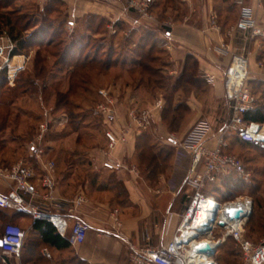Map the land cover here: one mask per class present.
I'll use <instances>...</instances> for the list:
<instances>
[{
    "label": "crops",
    "instance_id": "1",
    "mask_svg": "<svg viewBox=\"0 0 264 264\" xmlns=\"http://www.w3.org/2000/svg\"><path fill=\"white\" fill-rule=\"evenodd\" d=\"M56 1L62 9L52 14L51 18L55 20L53 26L63 27L65 35L69 34L67 29L70 28L73 31V34H69L71 37L92 35L94 39L104 42L106 35L100 31L105 30L107 35L113 38L114 47L119 49L121 40L125 41L126 45L127 39L131 38L127 46L130 48L133 40L139 39L145 30H149L154 34L157 44L163 48V53L157 55L160 61L158 69L172 81L183 75L188 58L196 62L197 72L193 77L204 83L201 87L187 85L186 90L176 92L177 100L183 98L181 102L189 110L182 121V125H186L182 136L199 119L208 120L215 131L230 119L222 79L233 55L242 54L248 43L241 29H236L232 35L230 32L236 28L240 17V1L256 9L255 0H151L153 11L159 20L145 24L134 12L127 10L124 0ZM17 2L23 8L34 7L42 13L50 0ZM256 12L258 18L264 21V11ZM213 15L217 16L219 30L211 27L210 19ZM93 16L102 20L100 25L88 22L89 17ZM165 19L173 22V28L160 23ZM90 25L93 26L94 32ZM112 28H115V33L110 32ZM220 46H227L228 51H216ZM248 46L252 73L250 80L264 81L256 67L259 54H264V41L250 42ZM31 62L32 55L18 54L12 58L10 67L18 74L26 71ZM72 70L73 68L59 72L66 73L69 77ZM117 71L127 76L132 73L124 64H118L107 70V76H101L100 73L97 76V73L96 77H108ZM206 75L216 77L215 85L205 81ZM92 87L98 88L94 85ZM157 90L159 93L165 91ZM102 91L106 92L101 88L98 90L100 95ZM127 91V103L125 104L123 99L117 105L119 119L111 125L115 131H128L126 144L118 145L113 151H109L105 137L107 126L102 123L96 134L70 135L68 138H76V148L59 150L56 144L60 139L57 138L52 139L45 152L44 159L56 163L55 197L70 202L68 208L73 210L72 214L84 220L90 227L85 243L77 248L52 246L42 240L31 218L20 217L17 218V224L26 230L23 255L21 259H8L6 264H132L131 255L134 249L147 246L159 248L172 241L187 209L188 196L192 192L184 182L190 160L184 152L176 149L168 164L163 165L162 159H159L161 167L154 175L151 173L153 168L140 167V137L148 135L150 142L156 147L155 153H159L160 148L169 146L170 131L163 121V110H155L153 97L149 98L144 86L134 87L131 84ZM181 94L184 97H181ZM255 96L257 103L262 102L259 95ZM143 103L151 111L153 118L146 127L141 128L136 120L129 117V112ZM90 131L96 130L93 127ZM176 135L180 138V131ZM228 140L231 145L233 137ZM87 141L93 144L89 146ZM32 158L37 165L36 169L41 171L37 159ZM65 159L71 160V163H67ZM112 176L126 190L124 197H121L115 188H105ZM5 188L0 181V189ZM79 196H83L85 202L73 204L71 201H75ZM116 217L121 227H118ZM43 250H47L51 258L45 257Z\"/></svg>",
    "mask_w": 264,
    "mask_h": 264
},
{
    "label": "built area",
    "instance_id": "2",
    "mask_svg": "<svg viewBox=\"0 0 264 264\" xmlns=\"http://www.w3.org/2000/svg\"><path fill=\"white\" fill-rule=\"evenodd\" d=\"M255 1L256 9L240 1V17L236 28L231 29L230 32L232 35L236 29H241L248 41L242 54L233 55L222 79L230 119L217 131L208 120L203 119L195 123L183 138L173 135L168 140L169 145L184 152L190 160L184 182L192 192L188 196L189 204L180 227L172 241L165 246L134 249L131 255L132 264H218L214 259L215 256L211 257L195 249L199 244L207 242L218 250L228 238L235 240L241 256V264H264V236L257 241L247 236V224L254 210V201L248 197L220 201L204 193L207 184L215 182L221 176L229 173L247 175L244 161L227 151L230 147L228 140L230 135H236L243 142L264 146V123L246 120V114L254 110L257 105L256 96L248 84L252 76L248 45L250 42L264 39V21L258 18L256 12L264 11V0ZM125 3L128 9L140 14L142 18L155 20L150 12L151 0H125ZM217 21V16L213 15L210 19L212 29H220ZM165 26L173 28L174 24L169 20ZM227 49V46H220L216 48V51L224 53L228 51ZM256 67L260 76L264 78V60L257 61ZM9 74L11 77L12 73ZM205 80L212 85L216 83V77L213 75H206ZM101 94L105 102L96 107V112L102 116L107 126L105 137L108 141V150L113 151L118 145L127 143L128 131L126 129L115 131L111 127L119 119L117 105L113 99L109 98L107 92L102 91ZM162 105L163 100H159L156 108L159 109ZM54 111V108L45 109L42 121L37 128L38 136L29 145V150L39 162L41 171L38 172L26 166L22 161L11 166H0V181L6 187L4 190L0 189V209L30 216L34 223L45 221L52 224L57 233L65 238L72 248H77L87 240L90 227L84 220L72 214L73 210L68 208L70 202L55 197L56 164L52 160L44 159L46 151L43 148V142L55 122ZM146 114L149 115L148 112ZM129 117L136 120L141 128L148 125V116L139 117L134 109L130 110ZM71 202L78 205L85 202V198L79 196ZM229 208H241L246 216L231 219L227 213ZM201 212H213L215 220L208 227L204 226L208 230L200 232L197 238L194 237L193 241L187 243L185 237L188 231L194 230L195 222L200 221ZM220 222H224L225 225L221 227ZM116 223L118 227H121L117 217ZM216 230L223 233V236L214 238L212 234ZM25 237L26 230L20 225L6 224L0 235V262L6 264L8 259H21ZM43 254L51 258L47 250H43ZM194 259L198 263L193 261Z\"/></svg>",
    "mask_w": 264,
    "mask_h": 264
},
{
    "label": "rangeland",
    "instance_id": "3",
    "mask_svg": "<svg viewBox=\"0 0 264 264\" xmlns=\"http://www.w3.org/2000/svg\"><path fill=\"white\" fill-rule=\"evenodd\" d=\"M124 4L128 11H132L128 9L125 0H124ZM56 8L58 11L62 9L61 5L59 4H57ZM8 11H17L16 13L28 15V17L33 18L34 21L40 20L41 17H43L44 15L43 13L44 11L41 13L37 11L36 8L30 6L29 8L28 7L23 8L21 7V4H19L18 2H16L15 4L13 3L12 8ZM150 12L151 15L155 18V20L153 21L146 20L142 18L140 14L136 12L134 13L140 20L144 22V24L148 22L156 23L159 20V18L154 13L153 6H151L150 8ZM11 17L15 21L18 19L17 14H15V16L12 15ZM51 19H52L51 21L54 23L55 20H53V18ZM56 21H60V20H56ZM167 21L169 20L165 19L160 23L164 24L165 26V23ZM99 23H101V20L97 19L95 24H99ZM33 31L36 30H34L33 28L23 33V37H27L26 35H30L31 33H33ZM67 31L69 34H73L72 29L68 28ZM110 32L115 33L116 32L115 28H112ZM100 33L106 35L105 36L106 40L104 39L105 40L104 42H101L100 39H98L96 42L93 41L91 47L95 44L97 46L103 43V47L101 49L102 51H100V55H103L104 59L106 58L107 55H110L112 52L114 54L113 55L114 58L117 55H123V57L128 55V50L130 48H127V46L124 45V43H126L125 41L121 40L122 44L120 46L122 48L120 47L118 49L114 47L113 38L108 36L105 30H101ZM69 34L59 35L57 37V40L50 47H41L40 49H38L37 47H33L25 51V53H23L25 56L32 55V62L30 63L29 68H27L26 71H22L21 74L20 73L16 74L15 70L13 69L11 70L12 71L11 72L9 67V64L13 58L10 57V52L16 47V43H14L11 40V38L8 36L7 33L4 32L2 35H0V75L5 72L8 78L7 85L3 88H0V162H4V166L5 165L11 166L21 161L26 163L27 161L30 160L31 162L32 153L29 150V145L38 136L37 128L39 123L42 121L43 114L45 113L46 108L47 109L54 108L55 111L53 112V118L55 119V122L52 125L47 138L43 142L44 150L46 151V149L50 147L52 143L53 135L56 137V139L57 138L60 139V140L58 139L59 142L56 144L57 145L56 147L59 150H65L68 147H72L73 149L76 148L75 146L76 138L74 139L73 137L70 139L68 137L70 135H74L73 134L74 132H77V134L83 136L96 134L97 132H99V129L97 128H95L96 131H90V129L93 128V126L88 127L87 128L88 130H86L85 128L88 124L90 125L95 124L93 120L94 117L97 116H99V118L102 117L100 114L95 113L96 109L92 108V107L94 108L96 107L95 104L97 105L105 102V98L102 96V94L100 96L95 95L96 93H99L98 90L101 88L105 89V91L109 94V98L113 99V101L115 102V105L121 103L123 99H124V103L126 104L127 102H125L126 100L125 98L128 94L127 91L128 86L132 84L134 87H136L141 81L140 79H142L140 73H131L130 76H127L126 74L118 71L115 72V74L113 75L109 74L108 77H96L97 73H98L97 76L99 75V73L101 76L102 74H106L107 76V70L94 67L93 69H90V71H88V69L87 70L80 69L81 72L78 75V77H75L72 80H70V78H68L66 73H60L59 72L60 70L57 67H55L58 64L59 56H61L65 52V50L70 45V42L73 38L71 37V35L69 36ZM40 39H41V35L39 33V35H36L32 40L37 42ZM133 41L136 43L139 40L137 38L136 40ZM123 47L126 48L123 49ZM111 48H113V51H110ZM133 48L135 47L133 46ZM88 51L90 52L92 51L94 54L96 52L93 50V48H90V50ZM41 69H43L42 72ZM38 71L41 72V74H37ZM9 73H12L11 77ZM143 75L146 76V74L144 73ZM29 76H31L39 84V87L37 89L19 88L18 81L27 80ZM82 78L87 79L91 82L89 85H87V87L90 86L91 91L93 92V94H91V98H93L92 96H96L94 97L95 103L93 102L90 103L88 99H82V97H85L84 95L80 94V88H82L81 86L83 84L81 82ZM121 79L124 80L119 81ZM163 83L167 84L168 82L166 81ZM93 85L98 86V88L93 89L92 87ZM115 85L118 86L119 88L116 87ZM111 86H113L114 88ZM258 86L259 85L257 83H253L252 87L249 86L253 94L257 92V90H259L260 93L264 91V86L261 88H259ZM43 87H47L48 89L44 91L42 90ZM70 87H72L71 89L72 92L70 93L69 96V100L71 101L69 103L73 104V101L76 103H80L82 105L83 110L76 108L74 104L73 107L69 105L65 108L62 107L61 109L57 110L56 108L57 103L60 100L59 95H64V93H67ZM145 91L148 92L147 95L149 96V98L153 97L155 110H163V114H164L166 106L168 105L167 103L170 102L171 100V93H169L168 90L167 91L165 90L163 92L162 91L160 92L162 94L161 95L159 91L155 88H152L150 90L145 88ZM260 93L258 94L261 98ZM181 97H184V95L181 94ZM182 99L183 98H180V101H182ZM159 100H163V105L161 108L158 109L156 108V104ZM181 107L182 109L180 108V123L188 113V110L185 109L184 105ZM135 110H136V114L139 117H143L147 115L149 120L153 118L151 111L146 107L144 103L141 105L138 104ZM146 112H148L149 115L146 114ZM70 113H73L75 117L74 119L75 123L73 126H69L68 118H70L71 115ZM91 114L93 118H91L92 117ZM83 118H84V122H82L81 120ZM60 120H62L61 121L62 123L60 122ZM201 120H203V118L199 119L198 121ZM185 129H186V125L180 126V139L186 135L185 134L184 136H182V133L184 132ZM174 130H176V128H174ZM173 135L177 136L176 131L173 132L170 131L169 138ZM86 144L90 146L93 143L87 141ZM261 147L262 148H260L259 146L258 147L243 146V147L233 148L232 153L239 156L244 161L247 175L244 176L236 173H229L225 175L226 178H229L232 181L231 183L234 184V186H237L239 184L242 185L240 189L238 190L234 189L232 191L233 199L240 197H248L254 201L255 210L247 226V236L253 241H257L264 236V146ZM65 160L66 162L68 161L67 163H71V160L68 159ZM218 187L220 188L221 191L226 193L227 190L223 186L218 185ZM206 188L209 192L214 189L211 186L209 187L207 186ZM223 192L220 193V196L222 198L224 197ZM11 222L12 221L9 220L1 221L0 233L2 228L6 224H11ZM14 223H16V221H14ZM212 236L214 238H219L223 236V233H220V231L216 230L212 234ZM205 237L206 236H204V238ZM237 249L238 248L236 243L230 239H227L218 248L214 259L218 264H241V259L238 256Z\"/></svg>",
    "mask_w": 264,
    "mask_h": 264
},
{
    "label": "trees",
    "instance_id": "4",
    "mask_svg": "<svg viewBox=\"0 0 264 264\" xmlns=\"http://www.w3.org/2000/svg\"><path fill=\"white\" fill-rule=\"evenodd\" d=\"M15 4L17 0H0V35H2L4 32L8 34V36L11 38V40L16 43V47L10 52V57H14L18 54H23L25 51L37 47L40 49L41 47H50L54 44V42L57 40V37L59 35H63L65 30L63 27L55 28L53 26V22L51 21V16L55 11L57 10V4L58 2L56 0H50V2L46 5L44 9V15L41 17L40 20H33V18L28 17V15H23L21 13H16L17 11H8L12 8V4ZM19 12V11H18ZM15 14L18 15V19L15 21L11 17L12 15L15 16ZM98 18L93 16L89 17L88 22L91 24L96 25V20ZM90 20V21H89ZM102 22V20H101ZM101 24V23H100ZM99 24V25H100ZM93 30V26H89ZM36 31H33L30 35H26L27 37H23V33L29 31L30 29H33ZM96 29V28H95ZM41 35V39L37 42L33 41L32 39L36 35ZM131 38L127 39L126 46L129 45V42ZM138 42H132V45L130 49L128 50V55H117L114 58L113 52L110 55H107L105 59L103 55H100V51H102L103 43L96 46L92 45L93 41H97L91 36H74L70 42V45L67 47L65 52L59 56L58 64L55 66L60 71H69L73 68L71 75L68 77L70 80H72L75 77H78L81 70H87L93 69L94 67L104 70H109L112 67L118 65V64H124L128 67V70L132 73H140L141 74V81L136 87L144 86L146 89L150 90L152 88L155 89H164L168 90L169 93H171V100L168 102L165 112L163 114V121L166 124L169 131H176L178 133L180 131V126L182 125V121L180 123V108L184 105L185 109L188 110L187 106L180 101V98L177 100L176 92L179 90H186L187 85L188 86H195V87H201L204 82L202 80H195L194 75L197 72V64L195 61H191V58H188L186 69L183 73V75L177 79L176 81H172L168 77L164 76L160 70L158 69L160 65V61L158 60L159 54L163 53V48L159 46L155 40L154 34L150 32L149 30L144 31V35H142ZM261 41H264L262 39ZM133 46L135 48H133ZM90 48H93L95 54L90 50ZM133 48V49H132ZM159 48V49H158ZM77 50V51H76ZM159 50V51H158ZM110 51H113V48L110 49ZM264 60V54L260 53L258 56V61ZM38 61V60H37ZM40 61V60H39ZM81 69V70H80ZM43 69H41V72ZM41 72L38 71L37 74H41ZM146 74L145 75H143ZM21 74V73H20ZM143 75V77H142ZM20 80V79H19ZM168 82L167 84H164L163 82ZM82 88H80V94L84 95L85 97H82V99H88L91 102L95 103L96 96H92L93 92L91 91V87L89 85L91 82L87 79H81ZM8 78L6 73L0 75V88H3L7 85ZM206 83V82H205ZM253 83H257L259 88L264 86V81L261 80H250L248 82L249 86L252 87ZM19 88L25 89V88H32L37 89L39 87V84L31 77L29 76L27 80L24 81H18ZM152 87V88H151ZM48 88L43 87L42 90L46 91ZM72 87L68 90L67 93H64V95H59V101L57 103V110L61 109L62 107L67 106H74L80 110L82 109V105L80 103H76L73 101V104H70L71 102L69 100L70 93L72 92ZM255 92V91H254ZM259 90L255 92L254 94L257 95ZM261 100L262 102H258L255 109L248 112L246 114V120L247 122H258V123H264V91L261 93ZM95 95L100 96L99 93H96ZM259 95V94H258ZM169 101V99H168ZM176 102V103H175ZM96 105V104H95ZM189 111V110H188ZM69 119V126H73L75 121V117L73 113H70ZM92 116V114H91ZM74 117V118H73ZM93 118V116L91 117ZM82 122H84V118L81 119ZM95 124L90 125L88 124L85 128L88 130V127H94L97 129H100L102 123L105 124L102 117L99 118V116L93 118ZM79 124V123H78ZM176 128V130H174ZM77 133V132H74ZM53 139H56V137L53 135ZM55 137V138H54ZM233 137V141L231 142L230 147L228 148V152L232 153L233 148L237 147H260V145L247 143L241 141L236 135H230L228 137ZM81 138V137H80ZM155 146L150 142V137L146 134L142 135L140 137V143L138 144V151H139V164L141 168H153L152 174L154 175L157 170H159L160 166V158L162 159L163 165L168 164L170 162L171 158L174 157L176 149L173 146L163 147L161 149V153H155ZM34 157L33 155L31 158ZM35 158V157H34ZM81 160V159H80ZM26 166H29L35 170L36 164H34V160L32 158L31 162L30 160L26 163L24 162ZM56 164V163H55ZM4 166V162H0V166ZM10 166V165H5ZM164 167V166H163ZM162 167V168H163ZM38 171V170H37ZM39 172V171H38ZM92 176V175H91ZM229 178H226L225 175L219 177L215 182L208 183L207 186H211L214 188L210 192L206 189H204V193L206 195H212L215 198H217L220 201H228L232 200V191L234 189L238 190L242 187V185L234 186L232 184L231 180L229 181ZM218 185L223 186L227 191L224 193L220 190ZM206 186V187H207ZM222 187V188H223ZM105 188H115L118 191V194L121 197H124L126 194V190L120 184L113 176L109 178L108 184L105 185ZM223 192V198L220 196V193ZM189 204V202H188ZM188 207V206H187ZM254 210H255V204H254ZM253 210V213H254ZM253 213L249 219V222L253 216ZM10 214V215H9ZM20 217H29L22 214H16L10 211H5L0 209V219L2 221L9 220L12 221L11 224H17V218ZM32 219V218H31ZM16 221V223H14ZM18 225V224H17ZM248 226V224H247ZM35 228L36 230L41 234L42 240L44 242L50 243L52 246L58 247V248H66L71 247L68 242H66L65 239H63L56 231L54 226L48 222L45 221H36L35 222ZM1 235V233H0ZM235 242L234 239L228 238ZM237 253L239 258L241 259L240 252L237 249ZM23 255V254H22Z\"/></svg>",
    "mask_w": 264,
    "mask_h": 264
},
{
    "label": "water",
    "instance_id": "5",
    "mask_svg": "<svg viewBox=\"0 0 264 264\" xmlns=\"http://www.w3.org/2000/svg\"><path fill=\"white\" fill-rule=\"evenodd\" d=\"M227 213L229 214L231 219H239L241 217H245L246 214L241 208H229L227 209ZM209 224V221H204L198 225V227H204ZM219 225L223 227L225 224L224 222H220ZM196 251H199L201 253H205L210 255L211 257H214L216 255L217 249H214L209 243L203 242L199 244L196 249ZM213 264V263H210Z\"/></svg>",
    "mask_w": 264,
    "mask_h": 264
},
{
    "label": "bare ground",
    "instance_id": "6",
    "mask_svg": "<svg viewBox=\"0 0 264 264\" xmlns=\"http://www.w3.org/2000/svg\"><path fill=\"white\" fill-rule=\"evenodd\" d=\"M215 220V214H213V212H201L200 213V221H196L195 224H194V230L191 232V231H188V235H186L185 237V241L188 243V242H191L193 241L194 237H198L199 233L205 231V230H208V228H204V227H198V225L204 221H209V224L207 225V227L209 225L212 224V222ZM197 235V236H196ZM193 261H195L196 263H198V261L196 259H194ZM198 264H204V263H198Z\"/></svg>",
    "mask_w": 264,
    "mask_h": 264
}]
</instances>
